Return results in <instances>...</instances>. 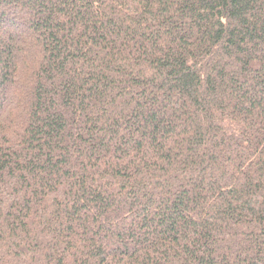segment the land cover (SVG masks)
Segmentation results:
<instances>
[{
	"label": "trees",
	"instance_id": "obj_1",
	"mask_svg": "<svg viewBox=\"0 0 264 264\" xmlns=\"http://www.w3.org/2000/svg\"><path fill=\"white\" fill-rule=\"evenodd\" d=\"M0 264H264V0H0Z\"/></svg>",
	"mask_w": 264,
	"mask_h": 264
}]
</instances>
